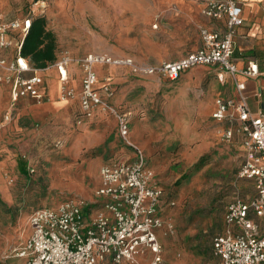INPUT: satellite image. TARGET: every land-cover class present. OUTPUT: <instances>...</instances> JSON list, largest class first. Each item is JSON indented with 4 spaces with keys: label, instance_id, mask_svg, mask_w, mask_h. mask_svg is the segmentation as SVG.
<instances>
[{
    "label": "rangeland",
    "instance_id": "1",
    "mask_svg": "<svg viewBox=\"0 0 264 264\" xmlns=\"http://www.w3.org/2000/svg\"><path fill=\"white\" fill-rule=\"evenodd\" d=\"M201 9L197 0H0V21L44 17L59 58L103 54L156 66L201 46L199 30L208 23ZM95 71L99 88L107 78L113 83L110 103L127 116L131 145L106 114L101 113L107 117L102 123L78 124V99L59 94L55 109L23 114L26 106L20 104L6 121L7 92L0 87V264H23L15 254L30 235L34 211L72 199L85 202L82 210L88 214L92 202L101 204L95 197L100 166L134 159L137 151L160 183L164 201L174 203L166 209L173 232L161 242L159 264H214L207 251L224 232L227 205L253 196L252 184L237 179L241 147L223 140V123L207 109L205 97L217 77L186 73L171 82L135 76L124 67ZM198 161L202 165L195 169ZM93 206V212L104 210ZM151 258L145 250L127 264H150Z\"/></svg>",
    "mask_w": 264,
    "mask_h": 264
},
{
    "label": "built area",
    "instance_id": "2",
    "mask_svg": "<svg viewBox=\"0 0 264 264\" xmlns=\"http://www.w3.org/2000/svg\"><path fill=\"white\" fill-rule=\"evenodd\" d=\"M241 12V0H203L202 15L214 21L224 20V32L201 28L202 44L197 51L156 66L138 64L127 57L88 54L79 60L63 56L45 69H35L19 55L31 16L0 21V49L12 46L9 34L19 32L22 36L15 44L13 61L0 59V70L6 72L0 75V84L10 86L13 104L21 98L40 102L43 80L39 72L53 68L60 83L59 98L78 99L77 123L90 121L96 114H106L115 121L119 137L128 145H131L128 120L110 103L114 96L112 88L97 87L96 67H124L135 76L158 75L173 82L193 68L215 66L220 69L219 82L226 75L233 79L237 98L216 99L212 118L229 125L222 136L225 142H230L233 130L243 137L244 159L237 179L251 181L255 197L249 202L235 198L228 204L224 233L212 241L213 253L219 259L217 264H264V113L251 115L243 95L244 84L236 81L238 74L257 75L255 65L238 70L232 60L234 35L243 23ZM72 63L82 72L78 92L69 85L67 69ZM26 73L33 76L23 78ZM234 124H237L235 129ZM95 197L102 199L101 204L92 202L88 214L82 210L85 202L72 199L54 208L34 211L28 220L30 235L16 251V257L26 260L25 264H122L133 263L147 250L152 255L150 264H159L161 245L157 234L172 233L173 224L165 218L163 189L146 167L142 153L137 151L134 159H119L100 166ZM97 204L103 205L104 210L93 212V205ZM258 219L263 222V228Z\"/></svg>",
    "mask_w": 264,
    "mask_h": 264
},
{
    "label": "crops",
    "instance_id": "3",
    "mask_svg": "<svg viewBox=\"0 0 264 264\" xmlns=\"http://www.w3.org/2000/svg\"><path fill=\"white\" fill-rule=\"evenodd\" d=\"M197 1L201 3L202 8H203V0H197ZM241 9H242L241 18H242L243 23L239 28L236 29V33L234 35V46L235 47H234V53L232 56V60L235 63L238 70L247 69L250 64L255 65L257 67V75L255 77H245L241 74H238L236 76V81L244 84L243 95L245 96L246 103H247V106H248V109L251 115L257 116L261 113H264V0H241ZM201 12H202V9H201ZM203 18L208 21L207 26L203 28L209 31H218L219 33L224 32L225 30L224 20L214 21V20L207 19L204 16ZM8 38L11 39L12 46L8 49H0V59L5 60L6 62H11L16 56L15 44L21 40L22 36L21 34H19V32H16V33L9 34ZM199 48H197L194 51L187 52L185 55L181 56L177 60L185 57L189 53L197 51ZM112 57H124V56H113L112 55ZM58 59L59 57L56 55V61ZM177 60H174V61H177ZM174 61H168V62H174ZM142 65H147V64H142ZM76 68L78 69V72ZM67 70L69 74V85L76 92H78L80 89V81L82 77L81 69L77 64L72 63L69 65ZM206 71L208 72V74L213 72L214 78H216L217 74L220 72V69L215 66L196 67V68H193L189 71L182 73L176 81L181 79V77L186 73H188L190 77H196L198 79L200 77H203L202 75H204ZM4 74H6V72L0 70V75H4ZM39 75L41 76L43 80V84L40 87V92L42 93V96H43L41 103H36L32 99L21 98L16 103L13 104L10 99V86L4 83L0 84V87L6 88V92H7V103L3 108L4 115L6 113L8 114L12 113L13 110L14 112L15 111L18 112V107L20 104L26 106L25 108L22 109L23 114L29 113L28 110H30L31 108L42 109L44 111L46 110L49 111V110H53L56 108V105H54L53 103V98H55V96L56 97L58 96L59 86H60L57 72L53 68H48L46 70H42L41 72H39ZM32 76H33L32 73H26L23 75V78H30ZM106 80L107 81H105V85H109L114 91V86H113V83L111 82V79L107 78ZM176 81H173V82H176ZM2 93H3L2 90H0V97ZM236 98H237V92L235 89L234 81L231 77L226 75L223 82H219L216 79V82L213 83V88L207 93V96L205 97V100L208 103L207 109H212L211 118L215 110V100L216 99L225 100V99H236ZM46 99H49V101L51 100V102L43 103ZM74 100L77 101V99H74ZM212 100H213V103H212ZM200 106H201V101L199 102L197 107H200ZM78 112H79L78 114V117H79L80 115L79 103H78ZM105 118L107 117L101 114H96V116L92 119V121L93 123H102ZM106 120L113 122L115 125V128L117 129L116 123L111 117H108V119ZM222 123H223V126L225 127L224 130L229 128V125L226 122H222ZM236 126L237 124H234L233 129H235ZM242 138L243 137L241 135H239L233 130L232 138L230 142L228 143H231L232 141L234 143H238L243 152V159H244V148L242 144ZM243 159H242V162H243ZM107 162L109 163L111 162V160ZM240 167L241 165L239 166V168ZM243 181H247V180H243ZM247 182L252 184L251 186L253 187V183L251 181H247ZM249 191L253 195L251 196V198L247 200L241 199L239 197H236V198H239L240 200L244 202H249L251 199L255 197L254 188H253V192L250 189ZM162 204H163L162 207L164 210V214L166 215V209L168 206L167 200L164 201V198H163ZM257 222H259L261 225V228H263V222L260 219H258ZM223 225H224V217H223ZM224 230H225V225H224ZM223 233L218 234V235H222ZM157 235H158V239L161 245L162 240L166 236H163L160 232ZM212 241H211V249H209V252L207 251V253L210 256L211 261H215L214 264H217L219 259L213 253ZM197 254L202 257L205 256L204 253H202L201 251H197ZM161 257H162V252H161ZM21 260L23 261V264L26 263V260L24 259H21ZM122 264H127V263H122Z\"/></svg>",
    "mask_w": 264,
    "mask_h": 264
},
{
    "label": "trees",
    "instance_id": "4",
    "mask_svg": "<svg viewBox=\"0 0 264 264\" xmlns=\"http://www.w3.org/2000/svg\"><path fill=\"white\" fill-rule=\"evenodd\" d=\"M19 55L35 69H45L56 62L55 36L46 29L44 17H31L30 26L22 40ZM200 162L195 164V169L200 168L202 165ZM183 179L184 176L180 177L176 181V185L180 184Z\"/></svg>",
    "mask_w": 264,
    "mask_h": 264
}]
</instances>
